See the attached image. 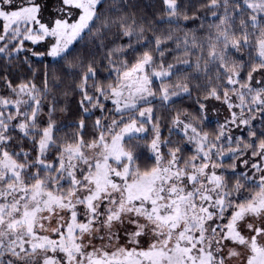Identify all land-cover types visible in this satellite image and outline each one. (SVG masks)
Returning <instances> with one entry per match:
<instances>
[{"label": "snow or ice", "instance_id": "obj_1", "mask_svg": "<svg viewBox=\"0 0 264 264\" xmlns=\"http://www.w3.org/2000/svg\"><path fill=\"white\" fill-rule=\"evenodd\" d=\"M0 264H264V0H0Z\"/></svg>", "mask_w": 264, "mask_h": 264}]
</instances>
